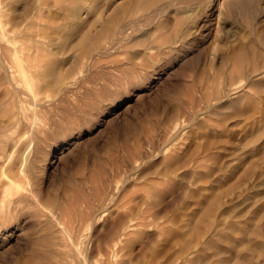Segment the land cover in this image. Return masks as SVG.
I'll list each match as a JSON object with an SVG mask.
<instances>
[{
  "label": "rangeland",
  "instance_id": "374dc122",
  "mask_svg": "<svg viewBox=\"0 0 264 264\" xmlns=\"http://www.w3.org/2000/svg\"><path fill=\"white\" fill-rule=\"evenodd\" d=\"M14 19L0 264L264 263V0H0Z\"/></svg>",
  "mask_w": 264,
  "mask_h": 264
},
{
  "label": "bare ground",
  "instance_id": "6f19581e",
  "mask_svg": "<svg viewBox=\"0 0 264 264\" xmlns=\"http://www.w3.org/2000/svg\"><path fill=\"white\" fill-rule=\"evenodd\" d=\"M105 28H103V29H105ZM31 42H32V36H31L29 28L27 26H25V24L22 25V23L15 21V19L14 20H7V21L1 23V25H0V49L3 50V52H4L3 54H5V55L7 54L6 56H8V57H10V59H12L11 60L12 63L15 64L17 61V63L21 66V68L23 70H25L29 67V64H30V61L32 58ZM237 57H239V56H237ZM6 71H7L8 77L11 78L13 75V71L10 70L8 67L6 68ZM7 75L5 78L8 79ZM57 75H56V77L58 79L59 75L58 76ZM5 78H3V80ZM59 78H60V76H59ZM11 79H9V80H11ZM57 79H56V81H59ZM7 82H9V81H7ZM10 82L12 83V81H10ZM12 84H14V83H12ZM32 196H33L32 193H26L22 196H19V199H21L22 201H24L26 203V201L28 199H30L28 197H32ZM229 250H231V249H229ZM235 253H236V251H235ZM247 264H248V262H247ZM260 264H262V263H260Z\"/></svg>",
  "mask_w": 264,
  "mask_h": 264
}]
</instances>
